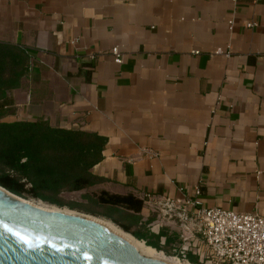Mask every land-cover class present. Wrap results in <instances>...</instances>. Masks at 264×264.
Returning a JSON list of instances; mask_svg holds the SVG:
<instances>
[{
  "label": "crops",
  "instance_id": "obj_1",
  "mask_svg": "<svg viewBox=\"0 0 264 264\" xmlns=\"http://www.w3.org/2000/svg\"><path fill=\"white\" fill-rule=\"evenodd\" d=\"M0 42L30 58L1 121L104 137L92 190L144 199L150 231L187 263L208 254L176 216L196 191L205 208L264 218V0H0Z\"/></svg>",
  "mask_w": 264,
  "mask_h": 264
},
{
  "label": "trees",
  "instance_id": "obj_2",
  "mask_svg": "<svg viewBox=\"0 0 264 264\" xmlns=\"http://www.w3.org/2000/svg\"><path fill=\"white\" fill-rule=\"evenodd\" d=\"M29 61L24 48L0 42V186L26 200L102 218L158 252H174L175 240L164 231L152 233V219L144 221L140 215L144 199L92 190L104 182L91 172L102 160L104 137L52 127L43 120L1 121L12 112L6 92L19 87L29 73ZM81 191L79 200L66 197ZM189 263L197 260L189 257Z\"/></svg>",
  "mask_w": 264,
  "mask_h": 264
},
{
  "label": "water",
  "instance_id": "obj_3",
  "mask_svg": "<svg viewBox=\"0 0 264 264\" xmlns=\"http://www.w3.org/2000/svg\"><path fill=\"white\" fill-rule=\"evenodd\" d=\"M34 202L0 186V264H169L143 256L97 218Z\"/></svg>",
  "mask_w": 264,
  "mask_h": 264
},
{
  "label": "built area",
  "instance_id": "obj_4",
  "mask_svg": "<svg viewBox=\"0 0 264 264\" xmlns=\"http://www.w3.org/2000/svg\"><path fill=\"white\" fill-rule=\"evenodd\" d=\"M229 30L233 28V21H227ZM255 22H247L246 28H254ZM110 55L115 64H121L123 54L118 47L110 49ZM198 54L197 51L193 52ZM214 56L230 57V47L216 48ZM94 56H91L93 58ZM185 200L184 207L176 215L181 226L191 221L196 234L207 248L208 264H264V218L254 213H238L218 207L205 208L199 198ZM180 201H177L179 203ZM162 206L166 216L174 211V202L164 200L156 203ZM186 207V208H185ZM193 208L191 213L188 208ZM186 248H181L176 255L186 260ZM175 252V251H174Z\"/></svg>",
  "mask_w": 264,
  "mask_h": 264
},
{
  "label": "bare ground",
  "instance_id": "obj_5",
  "mask_svg": "<svg viewBox=\"0 0 264 264\" xmlns=\"http://www.w3.org/2000/svg\"><path fill=\"white\" fill-rule=\"evenodd\" d=\"M39 206L48 208L44 203L37 201ZM110 231H112L113 233L121 236L123 239H125L127 242H129L130 244H132L143 256L148 257V258H153L156 260H160L162 261L163 258V262L164 261V256L161 252L156 251L155 249L148 247L145 245L144 242L139 241L134 239L133 237H131L128 234H125L123 232H121L120 230H118L117 228H115L114 226H112V224H110L109 222H102ZM169 264H189V263H181L178 259H166Z\"/></svg>",
  "mask_w": 264,
  "mask_h": 264
},
{
  "label": "rangeland",
  "instance_id": "obj_6",
  "mask_svg": "<svg viewBox=\"0 0 264 264\" xmlns=\"http://www.w3.org/2000/svg\"><path fill=\"white\" fill-rule=\"evenodd\" d=\"M66 197L67 198H69V199H76V200H79V197H80V194L79 193H76V194H68V195H66ZM30 201H35V200H30ZM35 204H37L38 202L37 201H35L34 202ZM46 205V204H45ZM48 208H50V209H55L56 207H53V206H49V205H46ZM58 209V208H57ZM161 209V210H160ZM60 210H64V211H70V210H68V209H66V208H62V209H60ZM156 211L158 212V213H155L156 215L158 214V215H160V221H162L164 218H165V216L163 215L164 214V212H163V209H162V206H160L159 207V209L157 208L156 209ZM71 212H75V213H77L76 211H71ZM80 214V213H79ZM95 218V217H94ZM97 219H99L100 221H104V222H109V221H106V220H104V219H102V218H97ZM110 224H112L111 222H109ZM112 226H114L115 228H117L118 230H120L121 232H123L121 229H119L118 227H116L114 224H112ZM123 233H125V232H123ZM125 234H127V233H125ZM128 235H130V234H128ZM131 236V235H130ZM132 237V236H131ZM135 239V238H134ZM162 254H163V256H164V261L165 262H168L166 259H178L181 263H187V261L186 260H182V259H180V258H178L177 257V255H176V251L175 252H172V253H170V254H164L163 252H161ZM162 261H163V258H162ZM201 264H208V263H201Z\"/></svg>",
  "mask_w": 264,
  "mask_h": 264
}]
</instances>
